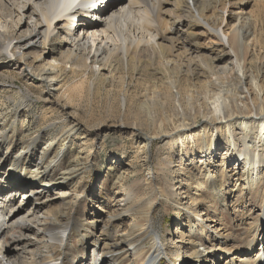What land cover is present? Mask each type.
Returning a JSON list of instances; mask_svg holds the SVG:
<instances>
[{"label": "bare ground", "instance_id": "obj_1", "mask_svg": "<svg viewBox=\"0 0 264 264\" xmlns=\"http://www.w3.org/2000/svg\"><path fill=\"white\" fill-rule=\"evenodd\" d=\"M112 1L0 0L1 8L8 10L6 5L9 4L13 8V10L10 9L13 12L10 14L13 26L26 25L27 27L26 31L21 33V36L12 39L4 31V26L0 20V57H3V59L0 58V64L4 63L6 69L12 70L15 68L14 73L0 74V76L3 75V79L6 80L26 78V81H28L32 78L42 87L40 93H36L35 87L33 89L32 85L26 84L20 88L12 89L14 85L10 84L8 87L15 94V97L12 98L15 110H23L44 101L43 99L46 98L44 94L56 90L57 84L63 82L67 77L66 67H62V65L68 63L84 64L90 60L91 63L99 66L100 71H92L90 77H85L83 73L73 72L74 79L90 87H94L96 83L97 86H100V83L105 84L108 82L106 78H102L101 74L105 67L111 73L114 71L130 73L131 71L133 74H137L138 70H144L148 73L150 68L155 66L150 71L152 72L150 75L153 90L158 87H162L168 92L169 90H176V94L173 91L171 92L176 102H163L160 107L170 106L176 108V110L173 114L159 117L155 107H153L150 112H147L152 119L149 122V133L132 131V136L145 166H148L147 162L150 155L148 145L154 139L166 138L170 141L172 149H175L176 146L179 147L181 150L178 154L181 153V159L189 151L204 153L208 149V152H210L214 148L220 147L218 144L222 138L226 139L228 145L227 156L221 159L220 165L214 164L215 161L212 162L209 159L206 161H208L210 167L207 165L204 170H200L201 176L207 180L209 194H204L202 198H198L199 195L193 196L195 198H190L192 199L191 206L193 209L187 208L190 215L186 216L187 222L189 223L191 237L194 238L192 242H196L192 249L195 262L207 260L211 255L216 256V253L220 252L222 262H226L225 264H235L236 262L238 264H264V219L257 222L254 217L251 218V221L246 224L245 238L243 240H233L229 246L225 243L231 240L230 234H224L223 229L218 228L215 230L218 234L214 238L222 241L215 245L211 241L205 242L204 236L198 234L197 232L200 233V231L193 228L192 224L193 218L199 214L197 211L198 204L205 203L206 198H210L206 208L211 214L209 221L222 225V219L217 214L220 209L221 211H227L229 194L234 197V200H238L243 197V191H246L244 190L246 187L249 188L247 191L253 193L259 190L261 184L264 183V57L252 56L249 52V46L254 44L255 40H258L255 34L259 30L260 23H257L258 20L255 21L257 18H252L250 14L244 15L242 11H238L233 13L236 23L227 31L221 30L216 26L220 15L215 14L214 11V14L209 17L205 13L209 10H216L217 8L214 6L223 5L224 0H190L191 2L176 0L178 10L172 13L169 20L162 11L163 1L165 0ZM105 2L107 3L105 4ZM100 3H103L101 7ZM262 3L264 7V2ZM226 4L225 2L224 5ZM94 6L98 7L94 8ZM258 6L260 7V5ZM14 15H16L15 18ZM75 19L80 21L81 25L87 27V29L81 30L82 32L85 29L88 32L90 28L101 26L104 32L115 34L117 44L109 46L105 42H98V38L93 35L96 31L89 32L91 37L72 32L68 29V25L70 22H74ZM93 19H96V21L93 22ZM210 20H213L215 24ZM91 23L94 24L88 29ZM182 25L205 27L213 37H216L215 39L219 43L223 44L225 42L228 45L234 58H232L234 73H232L231 81L219 79L220 70L214 65V61H220V59L198 58L196 62L189 60L183 64L173 61L174 59L181 61L177 48L166 46L163 43L170 41L167 36L171 33H177ZM60 32L64 33L67 39L59 41L57 50L55 47L50 49L52 52L56 50L58 53L57 58H53L58 62L56 65L49 64V67L45 65V67L37 69L32 63L28 62L26 54L22 51L35 45L48 48L50 44L59 40L58 34ZM189 32L188 35L194 39L196 35L193 31ZM225 43L223 46H225ZM61 62L65 64H60ZM229 69L227 67L225 72ZM214 76H216V79H213ZM196 77L204 78L206 81L211 78L206 84L200 85V93H203L201 99H204L203 102L199 103L200 109L203 108L204 110L199 114L200 124L197 122L198 115H192L188 112L189 108L191 109L194 105V88L192 85ZM3 85L7 84L4 83L1 87ZM196 100L200 101V98H196ZM121 101L122 105L125 106L127 99L123 98ZM9 102L11 101L9 100ZM152 103L159 106L161 101L153 100ZM139 106L146 107L142 104H139ZM146 111H148V107H146ZM45 121L46 125L44 127L36 132L27 130L22 138L18 133V129L13 126L12 128H3L0 131V135L3 136H0V156L3 153L8 154L9 147L15 149L16 146H21V151L17 154L16 159L11 158L4 162V164H8V169L4 174L5 182L0 183V187L4 186L0 189V193H3L0 194V264H67L73 257L72 255L75 254L68 250L70 248L68 242L73 238L71 225L74 220L79 219V216H73L74 219H70L71 224L67 222V225L64 226L63 221L60 219L62 210H54L52 214L47 215L42 220L35 221L40 226L38 233H43L44 240L50 242V245L45 247V249H48L46 251L43 249V251L33 253L26 250L27 243H25V241H30L27 240L28 237L26 239L25 232L27 230L32 231V227L28 226L22 216L18 215L23 209L22 203L24 201L18 205H15L16 202L14 201L17 197H26L28 192L25 189L34 183L38 187L33 188L30 192V194H34V200L31 203L29 199V202L33 211L36 212L44 204L38 189H44L42 192L44 193L50 189V186H54L55 182L56 184L65 182L66 178L72 176L75 172L72 163L75 162L76 165L81 161L76 158L64 168L63 162L68 157L67 150L70 146L66 150H62L60 147L50 148L60 140L73 143L76 134L75 128L78 125L73 122L67 127L69 124L66 120L65 122L52 121L47 117ZM47 129L56 133V137L48 141L42 152H36V147L45 136V130ZM48 148L49 151L46 152ZM208 152H206V156ZM34 155L38 157L37 160L32 159ZM234 159L241 160L242 168L240 166L234 169L228 168V165ZM32 164H34L31 167L32 173L36 175L28 172ZM169 164L171 165L172 162ZM170 165L166 167L160 164L158 171H161L164 177L173 182L175 175L170 169ZM57 167L65 169L64 172H67V175L61 174L58 178H55L56 173L54 174V172ZM151 171L152 169L147 171L150 184L148 195L146 198L136 201L132 204L133 207L127 210V212H133L135 227L128 233H124L119 242L116 240L110 241L108 239L110 233H105L107 236L104 237L101 250L97 252L95 251V241L98 239H95L93 241L94 254L92 255L93 259H91L92 262L94 260V264H100L104 259L112 264L118 263L121 258L127 260L122 248L123 243L130 245L132 251L137 256L142 257L144 264H160L161 258L168 255L169 250L158 236L154 224L153 207L157 200L169 202L175 199V196L178 197L179 194L173 193L172 195L165 191L158 178H152ZM181 174L185 176L183 181L188 187L201 183L200 178L195 176L196 174L193 171L184 172L182 169ZM123 180L122 176L118 177L120 184H123L125 181ZM225 183L232 187L228 192H224ZM231 183H234V185H231ZM242 184L244 188H242ZM125 188V192L129 189V193L126 195L129 199L139 190L137 185H133L128 189ZM262 190L264 191V187ZM144 195L142 193L141 197ZM255 196L260 198L259 195ZM58 199L67 200L66 196H60ZM260 201V210L263 209L262 214H264V199L261 200L260 198ZM175 203L177 206L179 205L176 200ZM74 206L73 204V209ZM141 206L147 207L145 213L139 212ZM202 215L204 216L206 213L201 212L199 214L201 217ZM202 218L203 224L200 228L204 230L207 226L205 224L207 220ZM107 231H109L108 228ZM197 235L203 237V242H200L203 244H200V247L206 244H210L211 247L217 246L212 249L213 252L209 248H204L207 249L205 251L198 248ZM155 239L156 241L153 243L152 241ZM82 248L84 251L81 255L85 258L87 247L83 245ZM14 251H17V253L12 255L11 253ZM253 253H256V255L252 259ZM176 256H178V252H176Z\"/></svg>", "mask_w": 264, "mask_h": 264}, {"label": "rangeland", "instance_id": "obj_2", "mask_svg": "<svg viewBox=\"0 0 264 264\" xmlns=\"http://www.w3.org/2000/svg\"><path fill=\"white\" fill-rule=\"evenodd\" d=\"M188 1L191 2L190 0ZM225 2L227 3L226 5H224ZM262 2H264V0H224L223 5L218 4L214 6L217 8L216 10H209L205 14L209 17L214 14V11L215 14H219L220 19L216 22V26L224 31L229 30V28L236 23L235 18H233V13L238 11H242L244 15L250 14L252 18H257L254 20H258L257 23L260 24L255 37L260 40H255L253 42L254 44L249 46V52L252 56L264 57V7ZM176 3V0L163 1L162 11L167 16V20L171 18L173 12L178 10L176 8ZM101 4L103 3H100V7ZM258 5H260V7ZM6 8L8 10L3 9V7L1 8L0 5V20L4 26V31L10 38L14 39L19 35L21 36V33L26 31L27 27L26 25L14 27V24L11 23L12 17H10V14L13 13L10 9L13 10V8H11L10 4L6 5ZM15 16L16 15H14V18ZM77 21L75 19L74 22H70L68 29L78 34H85V36L89 37H91L89 32L96 31L93 35L98 38V42H105L109 46L117 44L115 34L104 32L101 26L90 28L94 23L88 26L90 31L86 32L87 27H84V25H81L82 23L80 21ZM95 21L96 19H93V22ZM210 21L215 24L213 20ZM201 24L204 25L203 23ZM84 28L86 29L82 32L81 30ZM189 31H193L196 35L194 39L188 35ZM167 37L170 41L163 44L166 46H175L181 56L180 62L177 59L173 60L176 63L183 64L187 63L189 60L196 62L198 58L210 60L220 59V61H214V65L220 70L218 75L219 79H224V81L232 80V73H234V58L228 45L223 42V44L225 43V47L220 42L221 45L219 41L215 39L216 37H213L205 27H188V25H182L177 33H171ZM58 38L59 40L50 44L48 48L35 45L22 52L26 54L28 62L32 63L37 69L43 68L45 65L49 67V64L56 65L58 62L53 58H57L58 53L56 50L59 41L67 39L62 32L58 34ZM160 42H162V40H160ZM194 44L196 45L194 46ZM53 47H55L56 50L52 52L50 49ZM0 58L3 59V57ZM60 64L65 63L61 62ZM64 66L66 67L67 77L63 82L57 84L56 90H51L48 94H44L46 97L43 99L44 101H40L36 105L33 104L23 110H15L12 102V98L15 97V94H13L12 90L10 91L8 86L13 84L15 88L13 87L12 89H17L29 84L32 85V88L35 87V89H33L36 93H40L39 91L42 90L40 84L32 78L28 81H26V78L6 80L3 79V75L0 76V131L3 128H12L13 126L18 129V133L22 138L24 134L27 133V130L36 132L44 127V125H46V117L52 121L60 120L65 122L66 120L67 124H69L67 127L73 122L78 125L75 128L76 134L73 138V143L63 142L62 140L56 143V140V145L50 147L55 149L60 147L62 150H66L67 147L70 146L67 150L68 157H66L63 162L64 168L67 167V164L70 165V162H73L76 158L81 160L76 163V165L75 162L72 163V168H75V172L72 176L67 177L63 183L56 184L55 182L54 186H50V189L46 190L44 193H42L44 189H38L44 204L40 209L36 210V212L33 211L31 206L34 200V194H30V192L33 188L38 187V185L33 183L27 186L25 189L26 192H28L27 196H22L21 198L17 197V199L14 200L16 202L15 205L21 204V202L24 201V203H22L23 209L18 215L23 217L28 223V226L30 225L32 227V231L27 230L25 232L26 239L28 237L27 240H30L25 241V243H27L26 250L32 251L33 253L41 250L43 251V249L45 251L48 250L45 249V247L49 246L50 242L46 241V239L44 240L43 233H38L40 226H38L35 221L39 219L42 220L47 215L52 214L54 210H62L60 219L63 221L64 226L67 225V222L70 223V219H74L73 216H79V219L77 221L74 220L71 225L73 238L68 242V246L70 247L68 250L76 255H72L71 261L69 260L67 264H94V260L92 262L91 259H93L92 255L94 254L93 241L95 239H98L95 241V251L97 252L101 250L105 239L104 237L107 236L105 233H110L108 237L110 241L116 240L119 242L120 237L124 233H128L135 227L133 212H127V210L133 207L132 204L136 201L144 197L146 198L148 195L150 184L147 171L152 169V178L157 177L165 191L172 195L173 193L179 194V198L175 196V199L169 202L157 200L153 207L152 216L154 217V224L157 228L158 236L165 244L164 246H167L169 250L167 253L168 255L161 258L160 264H225L226 262H222L220 252H217L216 256L211 255L207 260L195 262L192 249L196 242H192L194 238L191 237L186 216L189 215L187 208L193 209L191 206L192 199L195 198L193 196L199 195L198 198H202L204 194H209V187L206 184L207 180L201 176L200 170H204V167L207 165L210 167V164L206 161L209 159L212 160V162L215 161L214 164L220 165L221 159L227 156L228 145L226 139L222 138L220 141L221 143L219 142L218 144L220 147L214 148L210 152H208L209 149L204 153H193L189 151L186 156H182V159L181 153L178 154L181 149L177 146L175 149H172L168 139H154L150 143L151 145H148L150 155L147 162L148 166H145L143 158L138 151L137 144H135V139L132 136V131L137 130L143 133H149V122L152 121V119L147 112H150L153 107H155L157 116L159 117L166 114H173L176 108L174 109L170 106L162 108L160 106L163 102H176L174 96L171 94L172 91L176 94V90H169L170 93L162 87L153 90L151 86L152 77L150 75L152 72L150 71H152L155 66H152L148 73L144 70H138L137 74H133L131 71L130 73H126V71L125 73L124 71H114L111 73L110 70L105 67V69L101 71V74L102 78H106L108 82L105 84L100 83V86H97L96 83L94 87L87 86V84L80 83L77 79H74L73 72L77 74L83 73L85 77H90L92 71H100L97 64L94 65L88 60L84 64L68 63L62 65V67ZM227 67L230 69L225 72ZM14 70L15 68L12 70L6 69L4 63L0 64V74L14 73ZM195 79L192 85L194 88V105L191 109L189 108L188 112L192 115H198L197 122L200 124L199 121L201 118H199V114L204 111L203 108L200 109L199 107V103L204 100L201 99L203 93H200V85L206 84L211 78H208L207 81L201 77H196ZM213 79H216V76H214ZM4 83L7 85L1 87ZM123 98L127 99L125 106L122 105L121 100ZM196 98H200V101H197ZM9 100L11 102H9ZM153 100L161 101V104L159 106L154 105L152 103ZM139 104L146 105L148 111H146V107H141ZM182 108L186 109L185 107ZM45 132V136L39 141L36 147V152H42L48 144V141L56 137V133L51 132L49 129L45 130ZM20 148V145L18 147L16 146L15 149L9 147L8 154L3 153L2 156H0V183L5 182L4 174L8 169V164H4V162L11 158L16 159L17 154L21 151ZM48 151L49 148L46 152ZM206 152H208V157L205 155ZM32 159L37 160L38 157L34 155ZM240 161L239 159H234L231 164L228 165V168L234 169L238 166L242 168V163H240ZM170 162H172L171 165L169 164ZM160 164L166 167L170 165V169L175 175L173 182L164 177L161 171H158ZM33 165L34 164L30 166V171L28 172L32 175H36L32 173L33 170L31 167ZM61 168H55V178H58L61 174H64V176L67 175V172H64L65 169ZM69 169L71 168L69 167ZM182 169L184 172L193 171V173L196 174L195 176L200 178L201 183L199 185L196 183V185L188 187L185 181H183L185 176L181 174ZM119 176L124 178L125 181L123 180V184L118 182ZM133 185H137L139 190L138 193L131 196L129 199L126 195L129 193L128 188ZM231 185H234V183H231ZM3 187L4 186L0 187V189ZM125 187L128 189L126 192ZM263 187L264 183L261 184L259 190H256V192L252 191L253 193L247 191L249 188L246 187L244 189L246 191H243V197L238 200H234V197L229 194L227 198V211H221L220 209L217 214V216L219 215L218 217L222 219V225L209 221L211 214L206 208L208 207L210 198H206V202L199 203L197 209L199 214L203 212L206 213V215H202L203 218L199 216V214L195 216L192 222L193 228L200 231V233H197L204 236L205 242L211 241L215 245L222 242L215 239L218 234L215 230L218 228L223 229L224 234H230L231 240L225 243L227 246L231 245L233 240H243L247 229L246 224L251 221V218L254 217L257 222L264 219V214H262L263 209L260 210V198L261 200L264 199ZM230 188L232 187L228 183H225L224 192H228L231 190ZM242 188H244L243 184ZM142 193L145 194L143 197H141ZM255 195H259L260 198ZM60 196H66L67 200L63 201L58 199ZM175 200L179 203L178 206ZM73 204L75 205L74 209ZM146 211L147 207L141 206L139 212L145 213ZM201 218L209 221L205 222L207 226L204 230L200 228L203 224ZM107 228L109 231H107ZM201 235L196 236L198 237V248L204 251L207 250L204 248H209L211 252H213L212 249L217 246L211 247L210 244H206L203 247L199 246L203 244L200 243L203 242V237ZM154 241H156V239L152 242L155 243ZM83 245L87 247L85 258L81 255L84 251L82 248ZM157 245L159 247L160 242ZM122 248L127 260H122L121 258L116 264H144L142 257L137 256L134 251H132L130 245L123 243ZM78 250H80V252H78ZM176 252H178V256H176ZM16 253L17 251H14L11 254L13 255ZM256 253L252 254V259ZM81 260L84 261L81 262ZM205 261L206 263H204ZM100 264L112 263L104 259ZM235 264H238V262Z\"/></svg>", "mask_w": 264, "mask_h": 264}]
</instances>
